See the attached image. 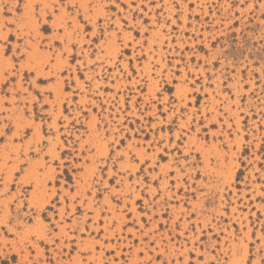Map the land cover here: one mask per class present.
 Returning <instances> with one entry per match:
<instances>
[{"label":"rangeland","instance_id":"374dc122","mask_svg":"<svg viewBox=\"0 0 264 264\" xmlns=\"http://www.w3.org/2000/svg\"><path fill=\"white\" fill-rule=\"evenodd\" d=\"M0 264H264V0H0Z\"/></svg>","mask_w":264,"mask_h":264},{"label":"snow or ice","instance_id":"6c2138e0","mask_svg":"<svg viewBox=\"0 0 264 264\" xmlns=\"http://www.w3.org/2000/svg\"><path fill=\"white\" fill-rule=\"evenodd\" d=\"M21 2H22V0H21Z\"/></svg>","mask_w":264,"mask_h":264}]
</instances>
